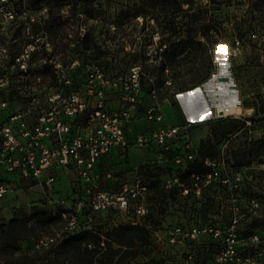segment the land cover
<instances>
[{
	"label": "rangeland",
	"instance_id": "374dc122",
	"mask_svg": "<svg viewBox=\"0 0 264 264\" xmlns=\"http://www.w3.org/2000/svg\"><path fill=\"white\" fill-rule=\"evenodd\" d=\"M12 3L18 14L27 6L35 15L33 20L22 16L17 24L3 29L2 61L11 64L13 55L25 54L33 47L36 54L32 67H38L43 59L49 63L50 59L52 67L49 69H53L54 63H60L78 80L84 78V61L99 64L111 76L129 75L132 68L138 69L143 96L136 108V119L129 125L131 141L137 133L147 130L148 123L143 116L145 109L151 106H161L168 124L194 122L187 141L180 146L181 151L198 149L200 140L210 135L211 128L219 127L214 109L224 103L233 106V113L253 119V124L238 122L230 134L213 140L217 141L219 152L212 161L220 162L230 179L240 178L245 183L238 196L244 198L253 193L258 196V214L246 219V223L255 219V227L264 230V152L251 154L256 149L255 142L264 136V0H189L183 3L182 10H176L169 0H94L92 3L64 0L63 4L60 0H12ZM191 25L199 27L198 37L205 48L195 49L187 43L182 54L161 70L163 44L174 45L185 37ZM204 25H209L210 29L206 31ZM201 32L206 35L201 36ZM77 52L78 63L73 66L71 58ZM52 90L56 91L54 86ZM21 94L9 91L5 92V98L11 101ZM122 94L119 87H109L107 106L121 107ZM192 117L197 119L190 120ZM113 157V161L109 158L100 163L103 186L117 189L123 182L140 177L149 188L148 212L139 217L134 211L98 212L92 214L89 225L106 230L119 223H130L127 222L129 216L138 218L150 227V244L154 242L152 246H135L116 264H137L152 256L175 259L176 248L157 243L156 233L162 237L165 228L175 225L190 211L200 209L206 220H229V210L217 202L221 196L225 203L226 191L205 190L199 201L192 195L189 199L182 197L176 189H164L160 182L170 173L167 166H172V159L169 156L163 162H156L153 146H130L124 154L119 152ZM80 195L83 196L80 182L72 170L52 186L25 182L0 202V229L16 214L31 218L36 208L57 215L61 206L55 200L61 197L68 206L74 207ZM87 223L85 219L80 221L81 227ZM63 226L62 217L34 223L19 240L16 250H0V264L21 261L24 264H76L75 256L68 253L61 242L32 251L34 240Z\"/></svg>",
	"mask_w": 264,
	"mask_h": 264
},
{
	"label": "built area",
	"instance_id": "2783aa9c",
	"mask_svg": "<svg viewBox=\"0 0 264 264\" xmlns=\"http://www.w3.org/2000/svg\"><path fill=\"white\" fill-rule=\"evenodd\" d=\"M34 11L23 7L17 13L12 0H0V40L3 29L17 24L21 17L33 20ZM20 16V17H19ZM32 46V45H31ZM1 51H5L0 47ZM33 47L26 53L12 56V63L2 61L0 51V202L15 189L28 185L52 186L72 170L78 177L83 196H77L74 207L63 198L55 200L64 220L62 229L33 241L32 251H41L59 244L69 234L91 229L92 214L114 210L134 213L139 217L148 212V184L136 176L113 189L102 184L100 163L108 156L123 153L130 146H153L155 161L171 157L170 173L163 176L160 185L178 190L186 199L192 195L202 201L205 190L217 188L226 191L222 207L229 210L227 222L206 220L200 209L190 211L182 219L163 230L156 242L168 248L175 247V259H164L163 264H264V230L255 227L259 198L256 194L238 196L244 182L230 179L218 161L206 159L205 173L190 172L186 183L182 176L196 160L197 148L180 150L186 142L193 121L165 122L161 106L147 107L145 131L137 133L131 141L129 125L136 119L143 91L137 68L129 75L111 76L99 64L83 62L84 78L78 80L71 70L60 63L52 65L46 59L38 67ZM36 54V53H35ZM79 53H74L71 65H77ZM6 63V66H4ZM51 72L53 76L51 77ZM52 79L53 86L52 88ZM117 87L123 91V104L118 109L107 106L106 91ZM18 91L9 101L5 92ZM15 107V108H11ZM235 117L244 125L254 123L241 113H233L224 103L214 109V118ZM107 176H110L107 173ZM264 196V185H262ZM256 215V216H254ZM88 221L81 227L80 221ZM130 223H141L128 218ZM154 242L151 243V246Z\"/></svg>",
	"mask_w": 264,
	"mask_h": 264
},
{
	"label": "trees",
	"instance_id": "16d2710c",
	"mask_svg": "<svg viewBox=\"0 0 264 264\" xmlns=\"http://www.w3.org/2000/svg\"><path fill=\"white\" fill-rule=\"evenodd\" d=\"M63 1L60 0V4H63ZM82 1L92 3L94 0ZM169 1L176 6V10H182L183 3H189V0ZM204 27L206 31L210 29L209 25H204ZM198 33L199 27L191 25L186 29L185 37L178 39L174 45L168 47L166 44H163L164 47L160 50L161 70L167 68V66L176 60V57L182 54L187 43H190L195 49H204L205 44L198 37ZM200 35L204 37L206 32H201ZM216 122H220L219 127L217 129L211 128L210 135L200 140L196 160L189 165L186 173L182 176V179L186 183H189L186 176L190 172L205 173L209 171V166L204 161L206 159L214 160L219 152L216 145L217 141L214 142L213 140L217 137L222 138L230 134L238 122L244 125L243 120L231 116L219 118ZM255 144L256 149L251 154H262L264 152V136L260 137ZM57 217L61 218L60 213L52 216L51 214H46L41 208H36L29 219L22 214H16L0 229V250H16L19 240L34 227V223L49 221ZM30 221H32V225H29ZM150 233V227L144 222L119 223L106 230L95 228L81 229L69 234L61 241V244L66 248L68 253H72L75 256L76 264H116L128 255L129 250L135 246L142 244L146 246L151 245ZM163 261L164 259L162 258L152 256L137 264H163ZM18 264L24 263L21 261Z\"/></svg>",
	"mask_w": 264,
	"mask_h": 264
},
{
	"label": "crops",
	"instance_id": "0c3cea01",
	"mask_svg": "<svg viewBox=\"0 0 264 264\" xmlns=\"http://www.w3.org/2000/svg\"><path fill=\"white\" fill-rule=\"evenodd\" d=\"M196 119H197V117H192V119H190V120H196ZM114 155H110V156L106 157V160H109V158H111L112 160H110V161H113ZM159 162H163V159H160ZM127 222H129V221H127Z\"/></svg>",
	"mask_w": 264,
	"mask_h": 264
},
{
	"label": "bare ground",
	"instance_id": "6f19581e",
	"mask_svg": "<svg viewBox=\"0 0 264 264\" xmlns=\"http://www.w3.org/2000/svg\"><path fill=\"white\" fill-rule=\"evenodd\" d=\"M230 109H231V112H233L232 110L234 109L233 106L231 104H228Z\"/></svg>",
	"mask_w": 264,
	"mask_h": 264
}]
</instances>
